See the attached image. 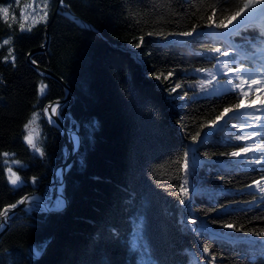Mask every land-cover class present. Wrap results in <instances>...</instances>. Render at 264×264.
Instances as JSON below:
<instances>
[{
  "label": "trees",
  "instance_id": "1",
  "mask_svg": "<svg viewBox=\"0 0 264 264\" xmlns=\"http://www.w3.org/2000/svg\"><path fill=\"white\" fill-rule=\"evenodd\" d=\"M241 2L64 0L67 7L53 16L56 0H0V8L11 5L7 18L0 12V212L27 194H48L54 169L65 158L64 138L46 123L43 109L64 98L66 88L28 62V55L44 45L51 20L48 48L32 58L71 88L61 113L64 124L81 137L65 174L66 206L13 215L0 240V264H210V253L204 255L200 245L215 254L214 264H264V245L213 238L191 224L195 219L214 231L264 240L255 235L264 229V195L247 187L264 183V163L254 160L261 153L224 155L255 146L264 132L262 127L252 139L236 140L251 131L254 114L231 115L237 104L241 109L244 103L264 101L263 57L252 59L264 52V37L258 38L257 26L245 25L232 35L236 49L205 31L227 29L236 20L225 18ZM68 10L97 32L66 16ZM221 20L227 28L215 26ZM20 24L31 31H21ZM194 26L199 33L179 35ZM213 48L229 55L218 56L209 51ZM129 49L141 51L137 56ZM218 59L228 61L233 71H221ZM237 65L243 75L256 68L263 84L248 94L243 76L235 73ZM209 80V90L202 91L200 83ZM176 83L181 87L172 92ZM33 113L43 156L24 140ZM223 119L231 129L217 128ZM207 129L215 131L201 141ZM194 144L199 164L190 148ZM9 166L23 183H10ZM181 186L190 194L196 186L188 204ZM225 223L243 229L224 228Z\"/></svg>",
  "mask_w": 264,
  "mask_h": 264
},
{
  "label": "snow or ice",
  "instance_id": "2",
  "mask_svg": "<svg viewBox=\"0 0 264 264\" xmlns=\"http://www.w3.org/2000/svg\"><path fill=\"white\" fill-rule=\"evenodd\" d=\"M46 6V5H45ZM9 7H11V5H9ZM9 7H3L0 8V12L3 13L4 17L7 18L8 14H9ZM47 11H45L43 13V17L42 19L45 20L46 22V18H47ZM237 18H242L241 20H238L237 22V26L240 23H244V22H249V21H254L258 18H264V0H242L241 2V6H239L236 11L229 17H226L225 19L228 20V23H232L233 20H237ZM243 21V22H241ZM212 25H209V27H211ZM216 27L220 28H227L228 25L224 23L223 20H221V22L219 24L215 25ZM20 30L21 31H31V28L29 29H25L23 24H20ZM197 31V27L194 26L192 28V31L190 32H183V33H179V35L182 36H192L193 33H195ZM175 33H169V35H173ZM149 35H152V33H149ZM156 35H164L163 33H156ZM264 37V32H261L258 36V38H262ZM143 40V37H141V41ZM9 40L6 39L3 41V43L5 45L9 44ZM136 48H140L141 47V43H137L135 45ZM209 51L213 52V53H217L218 56H222V57H227L229 55V50H225V51H221L220 48H213L210 49ZM231 51H235V49H231ZM5 59H8L7 57H5ZM12 60H15V57H12ZM218 64L220 65V69L221 71L225 68H227L229 71H233L232 68H229V62L224 60V61H220L218 59ZM242 65H237L235 67V73L237 76H243V71H242ZM197 71H206L205 69H197ZM172 73H169V76H171ZM211 80L216 79L215 74H211ZM159 78V77H157ZM165 79H167V77H165ZM253 82H255V78H252ZM211 80L206 81V82H201L200 83V87L201 90L204 92H207L209 90V87L211 86ZM261 80L262 82H264V75L261 76ZM181 87L180 83H176L175 86L171 89L172 92H176V90L178 88ZM41 92H43V88H41ZM246 94V93H245ZM184 95H187V93H185ZM262 104H264V101H262ZM237 109H240L241 105L237 104L235 106ZM47 108L44 110L45 114H47ZM232 111V109H225V113ZM256 112H264V108H256L255 109ZM52 112L55 113L56 112V107H52ZM222 116L224 115V113L221 114ZM37 118V114L33 113V117L31 120H29L28 124H25V129H27L29 127V124H31L35 119ZM48 122H52V117L48 116ZM264 127V121L261 120L260 116H254L252 121H249L248 123V128L251 130L247 133V135H243V136H236L235 139L236 140H250L252 139V137H255L257 135V132ZM260 139L256 142L255 146L253 144H246L244 145L240 151H233L230 153H225L224 155H228L231 157H240L241 153H252V152H256L259 151L261 154L259 155L258 158H254L255 160V164L260 165L262 163H264V132H260ZM193 140H196V137L193 136L192 137ZM24 140L26 141V143L31 146V148L33 150H35L36 152H38L41 156L44 155L43 151L37 147V144L33 141V139L31 138V132H29V134L27 136L24 137ZM74 140L76 142V144L78 145L79 143V138L78 137H74ZM9 154L8 153H3L4 157H7ZM14 156V154H12ZM0 163H2V161H0ZM14 164H20V161L18 160H14L13 161ZM189 168H190V164H189V160H188V153H185V160H184V170H185V175H188L189 172ZM8 171L10 173V175L8 176V180L10 181V183L12 185H18V183H23V181L21 180V177L19 175H17L15 172H12L11 170V166H9ZM262 180H264V177H261ZM36 178L33 177L32 181L33 183L35 182ZM185 184H188V180L184 181ZM255 186L256 189L259 191L260 194L264 195V183H261L260 181H253V184H249L247 187L251 188ZM180 192L183 194V196L185 197V199L189 198L190 193L188 191V189L184 186L180 187ZM185 199H181L180 203H184ZM26 202V198H22L20 201H18V203H25ZM247 203V202H246ZM40 205H37V207H39ZM64 206V201L63 199H57L55 202V206L54 209L55 211H59L60 209H62ZM17 207V204H12L10 206H7L5 208V210L3 212H0V216H7L8 211H10L11 209H14ZM223 207V205L221 206ZM213 211H215V209H212ZM192 225H196L197 221L195 219H193L191 221ZM224 228H228V229H234L235 225L231 224V223H225L223 225ZM243 229V226H241L240 228H235L236 231H241ZM253 232H255V230H252ZM255 235L257 236H264V229H261L259 232H255ZM264 242V241H262ZM204 252L210 253V257H211V261L210 264H214L215 260H216V256L214 253L210 252V249L205 246L203 249ZM37 255H39V252L36 253Z\"/></svg>",
  "mask_w": 264,
  "mask_h": 264
},
{
  "label": "water",
  "instance_id": "3",
  "mask_svg": "<svg viewBox=\"0 0 264 264\" xmlns=\"http://www.w3.org/2000/svg\"><path fill=\"white\" fill-rule=\"evenodd\" d=\"M61 1H62V4H61ZM56 3H57V6H56V9H55V12H54V15L53 16H55L58 12H60V8L61 7H67V5L64 3V0H56ZM64 14L66 16H68L69 18H71L72 20H75V22L78 23L79 25H81L83 27H86L88 29H92V30L96 31V29L89 22L85 21L83 18H77L76 17V14L72 10H68L67 12H64ZM51 22H52V20L48 23V25L46 27V41H45L44 45L41 46V47H39V48H37V49H35L34 51H32L28 55V62H29V64L33 68H35V70L38 73L44 74L45 76L52 77V78L56 79L61 84H63V86L66 88V95H65L64 98H62V99H56L54 101L48 102L46 104V106H45L47 108V110H48L47 111L48 114H50L54 118L55 122L57 123L58 130H59L60 134L64 138L65 147H66L64 160L55 167L54 172H53V178H52V182L50 184L54 186L55 185L56 178H57V174L56 173H57V169L58 168H60V170H61V178H62V182L61 183L63 184L64 179H65V174H66L67 168L74 161V159L76 158V156L78 154L79 147H80V144H81V137L79 135V132L75 128H73V127H67L64 124L63 116H62V113H61V108L70 100V98L72 96V90H71V88L69 87V85L60 76H58L56 73H54L51 69L39 65L32 58L34 53H36L38 51H44V50H46L48 48L49 40H50L49 27H50ZM199 32H196L195 34H197ZM129 50H131L137 56L139 55V53L141 51V49H137V50H135V49H129ZM54 105H56V112L55 113H52V107ZM73 134H76V136L79 138L78 145L77 144L75 145L71 141V136ZM195 190H196V186L193 187L192 193L190 194V196H189L188 201H187L186 204L190 203L193 200L194 191ZM64 197H65V201H66V204H67V198H66V196H64ZM23 198H26V202L25 203H22L21 204V203H18L17 202L16 203L17 204V207L14 208V209H11L10 211H8L6 217L0 216V223L2 224V225H0V240H1L2 236L11 227V224H12L11 218H12V216L15 215L18 211H20L23 208H25L28 204H30L31 200L29 199V196L28 195H25ZM4 210H5V208L3 209V211ZM52 211H55V210H52ZM194 226L196 228H198V229H202V230L208 231L209 234L211 236H213V237H223V238H225L227 240H230V241H251V239H249L247 237H235V236L227 235V234L222 233L220 231H214L207 224H199L197 222V224L194 225ZM260 243L262 245H264V242H260ZM200 247H201V245H200Z\"/></svg>",
  "mask_w": 264,
  "mask_h": 264
},
{
  "label": "rangeland",
  "instance_id": "4",
  "mask_svg": "<svg viewBox=\"0 0 264 264\" xmlns=\"http://www.w3.org/2000/svg\"><path fill=\"white\" fill-rule=\"evenodd\" d=\"M258 22L261 23V21H258ZM262 46L264 48V43L262 44ZM259 57H263V63H264V52L258 51V53L255 56H253L254 59H258ZM243 78L246 84L245 88L248 94H250L256 88H259L260 85L263 84L260 78L258 77V72L256 68L245 69V74L243 75ZM252 78H255V82H253ZM258 107L264 108V104H262V101L247 102L243 104V107L241 108V110H239L237 113L236 111H233V113L235 112L234 114L238 119L245 117L246 114H254V116H260L261 120L264 121V112L255 111V109ZM221 127L226 128V130L231 129L230 126L227 127L226 125H223ZM223 128H220V129H223ZM29 132H31V138L37 144L39 141V135H40V126H39L38 116L31 124H29V127L27 128V135L29 134Z\"/></svg>",
  "mask_w": 264,
  "mask_h": 264
},
{
  "label": "built area",
  "instance_id": "5",
  "mask_svg": "<svg viewBox=\"0 0 264 264\" xmlns=\"http://www.w3.org/2000/svg\"><path fill=\"white\" fill-rule=\"evenodd\" d=\"M61 189H62V185L58 184L57 189L55 190L52 188L48 195H46V196L39 195V194L36 195L40 200L42 199V201H40V202H41L44 210H48L49 208L54 209L55 202L57 199H63L64 200V196L61 193ZM49 199H53L52 204H50L48 202ZM45 202H47V203L45 204ZM34 208H35V206H30L28 210L32 211Z\"/></svg>",
  "mask_w": 264,
  "mask_h": 264
},
{
  "label": "bare ground",
  "instance_id": "6",
  "mask_svg": "<svg viewBox=\"0 0 264 264\" xmlns=\"http://www.w3.org/2000/svg\"><path fill=\"white\" fill-rule=\"evenodd\" d=\"M61 4H62V1H61ZM53 107H56V105H54ZM53 113V112H52ZM47 116H51L50 114H48ZM52 117V116H51ZM51 124L52 125H54V126H56V127H58V125H57V123L55 122V120H54V118L52 117V122H51ZM74 137H77L76 136V134H73L72 136H71V141L76 145V142H75V140H74ZM30 200L33 202V201H39L40 199H37V197L36 196H33V197H30ZM64 205H65V198H64ZM32 205V204H31ZM64 207V206H63ZM0 225H2L1 223H0Z\"/></svg>",
  "mask_w": 264,
  "mask_h": 264
}]
</instances>
